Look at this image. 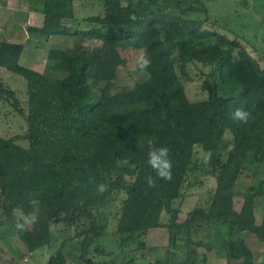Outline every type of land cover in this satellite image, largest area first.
Wrapping results in <instances>:
<instances>
[{"label":"trees","instance_id":"obj_1","mask_svg":"<svg viewBox=\"0 0 264 264\" xmlns=\"http://www.w3.org/2000/svg\"><path fill=\"white\" fill-rule=\"evenodd\" d=\"M25 1L30 12L44 16L42 26L28 31L69 35L75 42L51 49L41 73L20 64L23 44L0 41V66L26 81L28 95L25 111L17 93L0 80V101L11 102L27 125L23 136H0V152L27 141L24 155L38 165L32 176L21 162L22 178L0 197L1 215L14 225L17 211L32 214L28 198L37 195L39 215L53 210L56 222L80 226L72 239L81 264H118L93 257H116L114 251L132 244L147 248L145 237L156 228L166 229L170 240L166 259L154 264H206L209 253L228 264H257L243 234L251 232L264 243V212L261 223L257 217L258 206L264 210V176L259 179L264 68L241 41L245 38L218 29L205 0H103V14L87 17V29L65 23L74 19L75 0ZM1 15L0 6V20ZM162 31L172 34L173 46ZM141 48L151 59L146 71L135 70L144 78L115 89L119 68L127 66L130 51ZM193 68L204 77L205 99L191 101L186 92L185 82L197 78ZM237 107L254 118L247 124L234 121ZM148 137L169 148L173 163L172 179L156 178L153 188L145 180L155 177L143 143ZM196 148L209 154L207 164ZM47 166L54 168L60 186ZM202 171L216 177L217 188L181 221L175 202L184 200V187ZM241 177L250 180L244 193L235 191ZM100 184L107 185L103 193ZM121 195V216L109 239L111 219L103 211ZM236 197L243 198L240 209ZM22 238L35 248L30 230ZM139 258L147 256L143 252L121 264ZM51 264L60 261L53 258Z\"/></svg>","mask_w":264,"mask_h":264},{"label":"rangeland","instance_id":"obj_2","mask_svg":"<svg viewBox=\"0 0 264 264\" xmlns=\"http://www.w3.org/2000/svg\"><path fill=\"white\" fill-rule=\"evenodd\" d=\"M208 8L209 17L217 22L216 27L228 34L231 38L241 34L243 41L254 57L264 68V0H205ZM2 15L0 20V41L20 43L25 46L20 59V64L26 68L44 73L48 63V55L51 49L71 48L75 38L69 35H53L42 37L28 31L29 26H42L44 16L29 11V3L25 0H0ZM104 11L103 0H75L73 12L74 19H67L68 25H76L83 29L90 28L85 19L92 15H102ZM193 16H198L193 14ZM205 18L204 15H199ZM216 28V29H217ZM164 41L173 46V36L169 32L162 31ZM137 52L130 51L127 66H121L118 70V80L114 85L117 90L133 85L137 80L144 78L143 75L133 70L134 56ZM97 68H94L96 71ZM197 78L194 81L185 82L186 92L191 101L202 100L207 97L204 89L203 76L198 68H193ZM207 72V71H206ZM0 80L17 93L25 111L28 110V95L26 81L21 77L12 75L5 68L0 66ZM122 87V88H121ZM27 125L25 119L19 115L12 103L0 101V136L4 138H15L23 136ZM28 142L19 140L10 153L0 152V197L6 192L11 191V185L22 178L21 162L24 160L26 172L33 176L32 169L38 167L31 156H25L24 152L28 149ZM196 156L207 164L209 154L201 148H196ZM32 168V169H31ZM48 175L56 186H60V180L52 166L45 168ZM264 176L260 174L259 179ZM196 177V176H195ZM191 181V180H190ZM247 178H242L236 186L235 191L244 193ZM189 182L184 187L185 198L182 202L176 201L175 206L181 209V221L187 218L188 213L196 206L207 201L209 195L217 188V179L212 174L200 172L194 183ZM252 184V182H251ZM125 196L121 195L118 200L112 201L104 209L105 215H110L108 238L112 239L118 219L121 216V202ZM243 198L236 197L234 206L240 209ZM53 210L45 215H39L37 224L30 227L32 235L35 237V248L27 245L23 240L24 232L15 228L14 225L1 215L0 209V264H51L53 258L58 259L60 264H81L74 250L76 240L72 239L79 232V225H65L58 223L53 218ZM263 206H258L257 217L259 223L263 217ZM17 216L22 212L17 211ZM167 215L163 220H167ZM247 244L252 250L257 264H264V243L253 233L243 234ZM146 247L127 246V251H114V256L93 257L96 261L113 259L118 264L124 263L132 258L141 257L146 254L147 260L152 264L158 260L166 259V248L169 245V234L164 228L151 230L145 237ZM67 244L63 245V243ZM138 245V244H137ZM67 246V247H66ZM137 247V249H136ZM118 248V246H117ZM144 249V251H143ZM137 250V251H136ZM136 251V252H134ZM202 252V250H200ZM73 253L74 255H70ZM206 264H228L226 259L219 258L216 254L209 253ZM102 257V256H101Z\"/></svg>","mask_w":264,"mask_h":264},{"label":"clouds","instance_id":"obj_3","mask_svg":"<svg viewBox=\"0 0 264 264\" xmlns=\"http://www.w3.org/2000/svg\"><path fill=\"white\" fill-rule=\"evenodd\" d=\"M151 65V59L147 54L146 49L141 48L134 56L133 70L144 72ZM252 113L243 107H237L232 113V119L243 124H247L250 119H253ZM143 143L147 146V163L154 171L155 177L147 176L145 178L147 186L153 188L156 186V178L162 180L172 179L173 163L169 155V148L167 146L158 145L154 137L146 138ZM98 191L103 193L107 190L106 184L97 186ZM28 203L32 208V214H20L14 218V226L17 230L24 232L30 230V227L37 224L39 221L40 199L35 194H30Z\"/></svg>","mask_w":264,"mask_h":264},{"label":"water","instance_id":"obj_4","mask_svg":"<svg viewBox=\"0 0 264 264\" xmlns=\"http://www.w3.org/2000/svg\"><path fill=\"white\" fill-rule=\"evenodd\" d=\"M136 264H151V262L147 259L139 258L137 259Z\"/></svg>","mask_w":264,"mask_h":264}]
</instances>
